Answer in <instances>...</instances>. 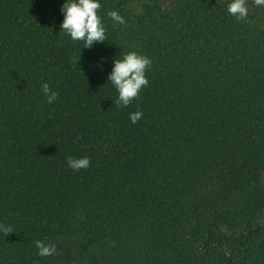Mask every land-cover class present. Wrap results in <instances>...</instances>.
<instances>
[{"label":"trees","instance_id":"obj_1","mask_svg":"<svg viewBox=\"0 0 264 264\" xmlns=\"http://www.w3.org/2000/svg\"><path fill=\"white\" fill-rule=\"evenodd\" d=\"M65 2L0 0V264H264V7L99 0L88 49ZM131 51L149 84L118 107L108 76Z\"/></svg>","mask_w":264,"mask_h":264},{"label":"clouds","instance_id":"obj_2","mask_svg":"<svg viewBox=\"0 0 264 264\" xmlns=\"http://www.w3.org/2000/svg\"><path fill=\"white\" fill-rule=\"evenodd\" d=\"M255 7H264V0H253ZM102 5L99 0H66L61 7L63 21L60 25L61 31L68 34L75 41H83L84 48L91 49L94 43H101L107 40V29L103 18L98 14ZM227 11L237 21L245 20L249 14L247 0H231L227 5ZM111 20L118 24H125L124 18L117 11L107 13ZM152 67V60L146 56L131 51L123 55V58L114 60L113 68L108 76V81L118 92L115 104L118 107H127L133 100L139 98L140 92L149 84L147 71ZM41 91L47 98V103L52 104L58 99V93L53 91L48 83L42 84ZM143 116L142 110L130 114L133 124L137 123ZM68 167L74 171L90 167L91 158L67 157ZM0 232L4 236L14 232L11 225L0 223ZM38 255L51 257L60 255L55 242L37 240L35 242Z\"/></svg>","mask_w":264,"mask_h":264},{"label":"rangeland","instance_id":"obj_3","mask_svg":"<svg viewBox=\"0 0 264 264\" xmlns=\"http://www.w3.org/2000/svg\"><path fill=\"white\" fill-rule=\"evenodd\" d=\"M214 1L219 3V4H225V3L229 4L231 2V0H214ZM51 261H53L55 264L57 263V261L55 260L54 257H53V260H51ZM65 264H68V263H65Z\"/></svg>","mask_w":264,"mask_h":264}]
</instances>
